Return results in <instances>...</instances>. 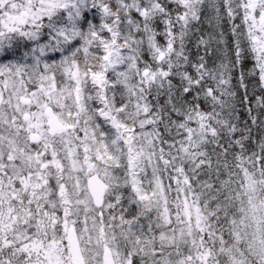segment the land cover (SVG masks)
<instances>
[{"label":"snow or ice","instance_id":"6c2138e0","mask_svg":"<svg viewBox=\"0 0 264 264\" xmlns=\"http://www.w3.org/2000/svg\"><path fill=\"white\" fill-rule=\"evenodd\" d=\"M0 264H264V0H0Z\"/></svg>","mask_w":264,"mask_h":264}]
</instances>
